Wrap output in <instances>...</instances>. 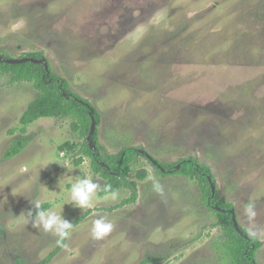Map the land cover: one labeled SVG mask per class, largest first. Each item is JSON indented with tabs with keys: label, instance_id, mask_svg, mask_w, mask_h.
Listing matches in <instances>:
<instances>
[{
	"label": "rangeland",
	"instance_id": "374dc122",
	"mask_svg": "<svg viewBox=\"0 0 264 264\" xmlns=\"http://www.w3.org/2000/svg\"><path fill=\"white\" fill-rule=\"evenodd\" d=\"M0 50L8 58L42 51L98 110L108 152L135 146L162 163L194 157L208 165L218 199L261 241L256 260L264 264V0H0ZM37 95L32 82L0 71V264H37L57 246L54 235L25 225L24 214L35 216L30 199L45 211L62 205L69 222L91 209L45 264H138L151 256L159 261L146 264H229L218 245L225 233L197 179L159 175L135 156L127 177L137 183L136 199L109 210L131 191L116 190L115 200L99 194L104 179L79 150L74 118L40 117L20 131ZM141 169L147 174L138 179ZM79 178L100 185L90 208L65 203ZM101 217L114 228L96 240L91 227Z\"/></svg>",
	"mask_w": 264,
	"mask_h": 264
},
{
	"label": "trees",
	"instance_id": "16d2710c",
	"mask_svg": "<svg viewBox=\"0 0 264 264\" xmlns=\"http://www.w3.org/2000/svg\"><path fill=\"white\" fill-rule=\"evenodd\" d=\"M23 56L36 59L42 58L43 62L25 61L10 64L5 61L8 56H4L0 50V71L11 73V80L13 81L25 80L32 82L34 88L38 91V95L27 104L20 115V131L25 132L27 125L40 117L74 118L77 123L72 122V125L74 128L80 129V136L84 138L79 150L90 158L92 170L104 179V184L99 190V194H107L103 191L105 186H110L113 191L122 187H127L131 191L128 197L110 207L109 210L134 202L137 195V183L135 180L128 179L127 174L130 164L135 160V156H143L140 152L142 149L135 146H123L119 152H108L98 139V126L100 123L98 110L87 99L73 92L67 80L51 69L42 51L28 52ZM44 63L48 64V70L45 69ZM91 117L94 118L96 125L92 135V147L86 140ZM65 144L69 145L67 142ZM158 163L163 170L153 166L159 175L163 176L167 175V173L181 174L197 179L200 182L201 200L209 210L218 215L217 224L221 226L225 233V238L218 243L224 262L229 264H259L256 260V254L261 246V241L241 226L240 228L245 236L240 235L235 230L232 222V215H235L233 204L219 200L216 190L214 195H211L210 183L215 186L216 182L210 167L194 157L180 158L172 164L160 161ZM177 164H179V167H176ZM146 174V171L141 169L136 172V177L143 179ZM46 206L47 204H44L41 207L45 210ZM215 206L219 207L220 210H217ZM36 211H34L35 214ZM90 211L91 209H88L81 216L75 218L72 221L73 226L84 219ZM61 248L57 245L44 260L37 264L49 262ZM158 259L159 257L151 256L144 258L138 264L157 262L159 261Z\"/></svg>",
	"mask_w": 264,
	"mask_h": 264
},
{
	"label": "clouds",
	"instance_id": "9594fccd",
	"mask_svg": "<svg viewBox=\"0 0 264 264\" xmlns=\"http://www.w3.org/2000/svg\"><path fill=\"white\" fill-rule=\"evenodd\" d=\"M63 166L68 170L72 169L68 161H65ZM148 179L153 182V190L163 195V186L152 176H149ZM70 184V199L65 201V203H71L74 207H79L80 209L92 207L93 198L100 185L89 178H79L75 182H70ZM103 191L109 194L111 199L115 200L117 198V192L111 190L110 186H105ZM30 202L37 211L35 216H33V211L31 210L26 215L24 214L25 225L31 222L32 227L42 229L44 233H50L57 237V245L66 248L67 245L64 244V241L69 238L73 224L62 217V205L61 211L57 213L52 210H43L38 201L34 202L30 199ZM247 211L251 219L255 215L251 206L248 207ZM113 228L114 224L111 221L106 220L104 217L97 218L92 223V237L96 240L103 239L113 231Z\"/></svg>",
	"mask_w": 264,
	"mask_h": 264
},
{
	"label": "water",
	"instance_id": "95a60500",
	"mask_svg": "<svg viewBox=\"0 0 264 264\" xmlns=\"http://www.w3.org/2000/svg\"><path fill=\"white\" fill-rule=\"evenodd\" d=\"M5 61L7 63H10V64H16V63H22V62H25V61H31V62H35V63H41L43 62V59H36V58H32V57H28V56H23V57H18V58H7L5 59ZM44 66H45V69L48 70V64L47 63H44ZM95 120L93 117H91V123H90V127H89V132H88V135H87V141L90 145V147H92V135L95 131ZM140 152L146 156V158L148 159V161L150 163H152L153 165H155L156 167L160 168L161 170H163V168L160 166V164L158 163V161L153 158L150 154H148L145 150H140ZM176 167H179V164L176 165ZM210 180V179H209ZM210 186H211V195H214L215 193V186L210 183ZM215 208L217 210H220L219 207L215 206ZM232 222H233V226L235 228V230L242 236H245L240 228V225L236 219V216L233 214L232 215Z\"/></svg>",
	"mask_w": 264,
	"mask_h": 264
}]
</instances>
